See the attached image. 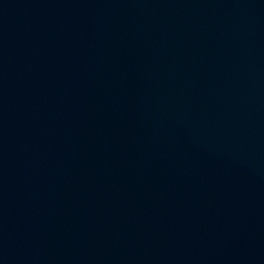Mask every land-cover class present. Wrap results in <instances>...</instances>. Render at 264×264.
Returning a JSON list of instances; mask_svg holds the SVG:
<instances>
[{
  "label": "water",
  "instance_id": "obj_1",
  "mask_svg": "<svg viewBox=\"0 0 264 264\" xmlns=\"http://www.w3.org/2000/svg\"><path fill=\"white\" fill-rule=\"evenodd\" d=\"M0 264H264V0H0Z\"/></svg>",
  "mask_w": 264,
  "mask_h": 264
}]
</instances>
